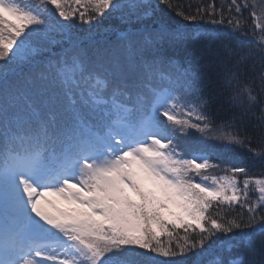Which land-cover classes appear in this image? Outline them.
Wrapping results in <instances>:
<instances>
[{"label":"snow or ice","instance_id":"6c2138e0","mask_svg":"<svg viewBox=\"0 0 264 264\" xmlns=\"http://www.w3.org/2000/svg\"><path fill=\"white\" fill-rule=\"evenodd\" d=\"M75 4L0 0V264H264V173L189 175L235 147L264 162V29L216 27L215 3ZM201 13L213 26L191 23ZM175 229L198 235L165 249Z\"/></svg>","mask_w":264,"mask_h":264},{"label":"trees","instance_id":"16d2710c","mask_svg":"<svg viewBox=\"0 0 264 264\" xmlns=\"http://www.w3.org/2000/svg\"><path fill=\"white\" fill-rule=\"evenodd\" d=\"M21 3H23L27 7H34L35 5L40 4L41 0H21ZM172 3L174 5L179 6L182 10L189 12L190 14H195L196 5H200L204 9H208L209 11H211L209 6L215 3V5L217 6V10L215 13L216 19L221 18L220 6H224L223 19L225 20V24L216 25V27H231L230 25H227L226 21L229 18H232L236 15H240L241 24L243 25V28L246 30L242 36L243 39L259 41L260 36H261V29H264V0H246V3L248 5L254 7L255 16L250 15L251 11L253 10L252 7H249L248 9L244 10L242 14H236L235 12L229 13L227 11V7L230 3V0H172ZM190 4L192 5L191 8L188 7ZM68 6L78 7L75 4V0H68ZM160 7L165 9V11H168L165 5H160ZM79 11H85L87 14L94 15V13L91 12L90 8H87L84 6H79ZM168 14L171 15L174 18V20L180 24L190 23L188 21H184L180 16H177L175 12L169 11ZM201 15L203 16V19L198 18L197 21L191 22V23L209 26V27L213 26L211 24L212 17L204 15L203 13H201ZM99 19L103 20L104 18L100 17ZM75 22L79 28L87 29L89 27L88 24H82L79 21L78 15H77V19ZM22 38L23 37H21V39ZM224 115H225L224 113H220V115L216 117L215 123L217 126L221 125L224 122L223 121ZM181 118L188 119V117H183V116ZM190 131L193 132L196 138H201V135H202L201 133L195 132L194 129ZM213 135H215V132L213 133ZM210 142L217 143V144L220 143V141H217V140H211ZM250 147L256 148L257 145L255 142H253L250 145ZM224 160L242 163L249 170L250 175H253V176H260L262 173H264V162H262L259 158L253 157L252 154L249 153L246 148L235 147V149L232 152L220 153L218 156L214 154L212 163L219 164L220 167L209 168L206 172L201 170L200 175H197L193 171V172H190L189 175L195 181L203 179L205 175H207L209 178L213 176L215 177L222 176V175L224 176L226 175L224 168L228 166L225 163H222V161ZM227 174L230 175V173H227ZM252 195L253 194L249 192V196L251 200L254 202L256 199V196H252ZM236 211L237 209L234 206L233 210L230 211L228 215L231 217H235ZM209 214L211 217H214L217 219L222 218L226 215L223 206H221L220 208L213 206V208L209 210ZM197 235H198V231L197 233H193L191 229H189L188 232H185L183 229H175L172 236H168L167 234H164L160 237V241L165 249H167L169 245H171L173 248H176L177 245H184L186 241L191 243L192 240L195 239ZM207 243L208 242H206L205 247H207ZM178 258L179 257H177V259ZM157 259L167 262L173 258L158 256ZM206 259H211V257H208Z\"/></svg>","mask_w":264,"mask_h":264},{"label":"rangeland","instance_id":"374dc122","mask_svg":"<svg viewBox=\"0 0 264 264\" xmlns=\"http://www.w3.org/2000/svg\"><path fill=\"white\" fill-rule=\"evenodd\" d=\"M5 16L7 17V14H5ZM7 18H10L11 19V17H7ZM223 176V175H222ZM218 177H220V176H218ZM211 178L212 177H210L208 180H206V181H204V183H211ZM201 180H203V179H201ZM201 180H198V181H201ZM249 192H251L253 195L252 196H256V198L258 197V192H257V190H256V186H255V184L253 183V184H250V187H249ZM49 199H53V200H55L56 198L55 197H50ZM61 207H66L65 205H60Z\"/></svg>","mask_w":264,"mask_h":264}]
</instances>
